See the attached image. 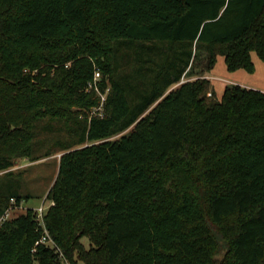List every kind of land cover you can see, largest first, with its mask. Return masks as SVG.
Instances as JSON below:
<instances>
[{"label":"trees","instance_id":"16d2710c","mask_svg":"<svg viewBox=\"0 0 264 264\" xmlns=\"http://www.w3.org/2000/svg\"><path fill=\"white\" fill-rule=\"evenodd\" d=\"M252 52L264 0H0V218L32 199L16 162L58 151L45 226L70 264H264V92L181 84ZM42 235L32 210L4 222L0 264H63Z\"/></svg>","mask_w":264,"mask_h":264},{"label":"rangeland","instance_id":"374dc122","mask_svg":"<svg viewBox=\"0 0 264 264\" xmlns=\"http://www.w3.org/2000/svg\"><path fill=\"white\" fill-rule=\"evenodd\" d=\"M197 55L199 56L200 53L197 52ZM198 60L202 61L203 59H198ZM198 60L197 62L199 63L200 61ZM251 60L255 67L254 72H248L244 69L229 71L227 69L224 57L218 56L217 62L213 70L209 73H204V74L202 69L205 61H203L202 63L198 64V67L196 69H193L194 73L192 74L188 73L183 78L181 84L188 80L206 78L210 80V84H211V90L210 93H208V96H211L213 89L216 93V97L215 95H213V97L218 99H221L224 89L227 85H239L244 88L264 92V62L259 58V56L255 52L251 53ZM178 86L179 85L173 86L168 91V93ZM84 112H86V114L89 115L88 110H85ZM128 131L129 130H127L124 133H127ZM119 137L120 135L115 136L114 138L111 139H117ZM89 145H93V144H87L86 146ZM62 154H63L62 152L57 151L50 157H47L45 159L36 162H32L27 158H22L19 159L16 162L15 166L10 169V171L20 173V175L16 179V181L19 182V187H20L19 192L22 194V196L24 197L30 196L32 197V199L22 200V202L17 207L10 210L11 214L9 220L19 216L20 214H24L29 210H32L39 225L40 220L37 218L36 209L40 207L42 204H44L45 206L51 205L52 201H49L47 197L50 192V189L52 188L56 180L59 170L60 158ZM3 174L4 173H0V178L4 176ZM44 223H45V216H44ZM82 242L84 243L86 248L89 247L90 244L87 238H83ZM45 247L52 249L49 245H45ZM54 251L59 256L60 259V253L57 252L56 250ZM61 253H63L62 250ZM60 261L63 264H70V262L68 261L65 255H64V259H60Z\"/></svg>","mask_w":264,"mask_h":264},{"label":"built area","instance_id":"2783aa9c","mask_svg":"<svg viewBox=\"0 0 264 264\" xmlns=\"http://www.w3.org/2000/svg\"><path fill=\"white\" fill-rule=\"evenodd\" d=\"M101 83H102V74L101 71L96 68L94 72L93 79L89 82L87 86V92H95L99 97V105L96 107H93L89 111V117H100L103 118L105 116V104L107 101V96L110 91V87H107L105 91L101 89ZM10 207L5 211L3 216L0 218V227L1 225L8 221L10 219V214L13 208L17 207V201L16 199L12 198L10 200ZM54 205V202H51V205L45 206L42 204L40 207L36 209L37 218L39 221V226L43 228V235L40 238V240L36 243V246L38 245H49L53 250H56L60 253V259H64L63 253H61V249L57 246L56 242L51 238L49 235V232L47 231L44 223V216L46 213V210Z\"/></svg>","mask_w":264,"mask_h":264}]
</instances>
